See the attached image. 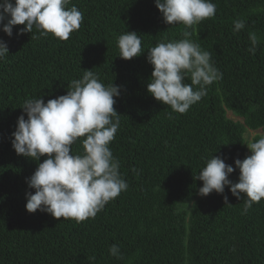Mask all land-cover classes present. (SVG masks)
<instances>
[{"label": "trees", "instance_id": "obj_1", "mask_svg": "<svg viewBox=\"0 0 264 264\" xmlns=\"http://www.w3.org/2000/svg\"><path fill=\"white\" fill-rule=\"evenodd\" d=\"M211 2L216 14L193 26L190 39L211 53L222 78L184 114L147 92V50L184 38V25L166 24L154 0H70L84 19L67 40L35 28L17 35L23 25L13 26L11 38L0 30L8 46L0 60V264H264V198L243 214L244 199L227 185L230 204L215 191L197 195L203 182L194 179L211 155L235 169L234 160L250 154L246 144L264 136V0ZM236 19L246 21L240 32ZM127 31L137 32L144 50L130 60L118 56L117 39ZM250 33L255 54L247 51ZM86 70L121 86L114 98L120 127L109 147L128 188L79 223L29 213L25 192L34 189L26 178L38 162L11 145L23 101L64 95ZM247 130L256 133L247 139ZM82 139L74 155L82 154ZM238 176L235 169L229 179ZM112 244L120 258L109 254Z\"/></svg>", "mask_w": 264, "mask_h": 264}, {"label": "clouds", "instance_id": "obj_2", "mask_svg": "<svg viewBox=\"0 0 264 264\" xmlns=\"http://www.w3.org/2000/svg\"><path fill=\"white\" fill-rule=\"evenodd\" d=\"M69 4L70 0H0V30L11 38L13 26L23 25L17 35L32 33L35 28L40 36L51 33L67 40L84 19L82 12L74 5L67 7ZM154 4L166 24L184 25V38L159 42L147 50L146 60L152 65L147 92L173 112L184 114L207 95L208 85L222 78L211 62V53L190 39L196 32L193 26L212 18L216 5L211 0H154ZM233 25V31L240 32L246 21L236 19ZM249 39L252 46L247 51L255 54L257 37L250 33ZM117 46L118 56L125 60L144 52L135 31L121 34ZM7 54V41L0 39V60ZM186 78L190 84L185 83ZM120 95L121 86L113 82L105 85L98 73L86 70L82 78L71 81L64 95L46 103L40 97L23 101L11 145L17 155L38 162L26 178L28 188L34 189L25 192L27 212L39 210L57 220L74 219L79 223L94 218L127 190L119 161L109 147L120 127V114L114 108V98ZM80 138L83 152L74 155L72 145ZM246 145L250 154L234 160L235 169H239L238 182L229 179L234 167L211 155L194 178L203 182L197 195L205 197L215 191L223 195L224 204H230L224 194L227 185L233 196L244 199L243 214L264 198V136ZM41 157L45 158L39 162ZM109 254L117 258L122 255L117 244L110 245Z\"/></svg>", "mask_w": 264, "mask_h": 264}, {"label": "rangeland", "instance_id": "obj_3", "mask_svg": "<svg viewBox=\"0 0 264 264\" xmlns=\"http://www.w3.org/2000/svg\"><path fill=\"white\" fill-rule=\"evenodd\" d=\"M229 116L232 117V118H234V119H236V117L233 114H231V113H229ZM255 133H256L255 131L247 130L246 133H245V137L247 139H250ZM259 133H262V132L259 131ZM262 134L264 135V133H262Z\"/></svg>", "mask_w": 264, "mask_h": 264}]
</instances>
